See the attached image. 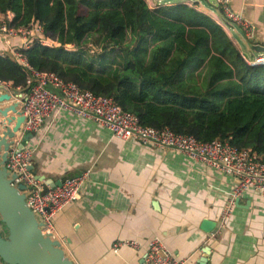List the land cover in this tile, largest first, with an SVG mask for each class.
Segmentation results:
<instances>
[{
  "label": "crops",
  "instance_id": "1",
  "mask_svg": "<svg viewBox=\"0 0 264 264\" xmlns=\"http://www.w3.org/2000/svg\"><path fill=\"white\" fill-rule=\"evenodd\" d=\"M143 1L149 8L193 6L216 20L248 58L262 55L253 45L264 46V0L232 2L255 27L254 41L240 26L225 25L224 13L212 0ZM15 46H21V38L5 42L0 35V50ZM16 141L34 147L30 167L37 177L57 181L86 175L81 197L56 218L55 238L75 264H143L154 237L187 264H200L206 247L208 264H264V197L249 191L239 203L237 198L231 202L237 183L232 175L175 149L120 140L91 117L64 108L38 132L23 133ZM204 219L217 223L212 232L202 229ZM0 228L8 233L3 223ZM0 264H6L1 257Z\"/></svg>",
  "mask_w": 264,
  "mask_h": 264
},
{
  "label": "trees",
  "instance_id": "2",
  "mask_svg": "<svg viewBox=\"0 0 264 264\" xmlns=\"http://www.w3.org/2000/svg\"><path fill=\"white\" fill-rule=\"evenodd\" d=\"M7 11L11 25L38 21L60 43L20 48L33 68L113 97L144 126L229 141L264 162V63L245 58L209 15L143 0H0V16ZM0 79L27 94V72L12 51L0 55Z\"/></svg>",
  "mask_w": 264,
  "mask_h": 264
},
{
  "label": "built area",
  "instance_id": "3",
  "mask_svg": "<svg viewBox=\"0 0 264 264\" xmlns=\"http://www.w3.org/2000/svg\"><path fill=\"white\" fill-rule=\"evenodd\" d=\"M215 2L224 13L223 23L240 26L245 38L254 41L255 27L249 19L234 10L233 0H215ZM14 16L11 11L0 16V35L5 42L16 37L21 38V46H15L11 51L27 72L28 92L26 95L13 94L12 83L0 79V93L10 94L12 99L15 95L16 99H19L18 108L25 117L21 127L22 134L38 132L57 109H69L79 115L91 117L120 140L136 138L144 144L157 148L175 149L200 163L211 165L219 171L234 176L237 183L230 193L231 202L249 191L264 197V162L252 148H239L221 139L201 141L192 134L178 133L169 127L144 126L134 113L124 110L113 97L97 95L74 82L66 81L54 72L33 68L20 48L31 47L35 41L48 46H57L60 43L38 21L33 20L27 26L11 25ZM87 47L91 52L99 50L93 45ZM67 48L75 49V46L68 44ZM7 49L9 51V48ZM6 52L7 50H0V55L4 56ZM260 53L262 55L249 58V61L252 64H263L264 53ZM244 57L247 58L246 53ZM33 155L34 147L25 145L24 148L19 149L15 144L9 149L4 165L12 178V183L16 186H24L22 192L25 194L27 205L36 218H40L43 233L55 237L56 218L64 208L81 197L86 175L70 174L60 185L52 187L32 172L30 165ZM230 210V206L225 209L223 222L229 219ZM143 259V264H187L185 259H179L167 250L159 237L149 241Z\"/></svg>",
  "mask_w": 264,
  "mask_h": 264
},
{
  "label": "water",
  "instance_id": "4",
  "mask_svg": "<svg viewBox=\"0 0 264 264\" xmlns=\"http://www.w3.org/2000/svg\"><path fill=\"white\" fill-rule=\"evenodd\" d=\"M253 48L264 53V46L254 44ZM19 103L10 94L0 93V223L6 225L8 231L7 234L2 233L0 228V257L6 264H75L61 247L60 240L52 234L43 233L40 218H36L27 205L21 188L12 183L4 165L13 145L17 144L19 149L25 147L23 141H16V137L22 134L20 128L25 120L18 108ZM38 178L46 180L52 187L62 183L60 179L47 180L43 175ZM236 201L239 203L240 199L237 198ZM216 225L215 221L204 219L202 229L210 233ZM209 251V247L204 249L200 264H208Z\"/></svg>",
  "mask_w": 264,
  "mask_h": 264
},
{
  "label": "rangeland",
  "instance_id": "5",
  "mask_svg": "<svg viewBox=\"0 0 264 264\" xmlns=\"http://www.w3.org/2000/svg\"><path fill=\"white\" fill-rule=\"evenodd\" d=\"M166 1H167V0H166ZM12 93L14 94V91H12ZM13 99H14V100H16V97H15V95L13 96Z\"/></svg>",
  "mask_w": 264,
  "mask_h": 264
}]
</instances>
